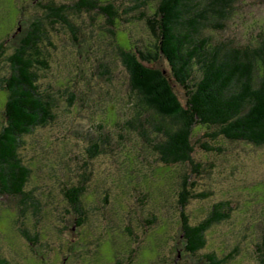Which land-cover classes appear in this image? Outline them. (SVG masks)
Segmentation results:
<instances>
[{
  "label": "rangeland",
  "instance_id": "rangeland-1",
  "mask_svg": "<svg viewBox=\"0 0 264 264\" xmlns=\"http://www.w3.org/2000/svg\"><path fill=\"white\" fill-rule=\"evenodd\" d=\"M76 1L0 0V41H6L8 49L4 58L33 22L43 23L52 46L48 48L50 67L40 74V87L55 99L57 116L50 126L22 139L19 153L31 170L25 190L34 203L21 205L0 196V253L8 264H127L136 248L134 264H165L164 258L169 264L175 260L206 264L182 252L177 257L182 249L178 194L182 177L192 168L189 164L165 168L152 148L151 124H145V135L138 128L142 122L136 97L110 33L118 29V35L120 30L126 32L142 46L154 44L144 22L124 20L134 13L149 14L146 7L131 8L155 0H105L113 2L123 18L113 19V28L108 14L97 11H69L72 28L46 22V4L70 6ZM225 25L224 32L212 35L214 39L253 43L264 32V0H240ZM124 33L118 41L127 45ZM160 65L166 69V64ZM7 71L5 60H0V79ZM174 88L182 97L177 84ZM4 96L0 90V130ZM211 145L222 147L223 153L199 149L194 155L201 165L200 176L194 178L196 191L211 196L192 201L185 212L195 224L216 202L229 200L232 217L207 235L206 251L221 255L238 248L229 264H258L254 246L264 237V146L225 140ZM89 150L97 153L91 157ZM80 186L85 188L80 196L84 216L66 195L67 189ZM20 210L22 216L17 215ZM81 218L84 223L78 227ZM152 218H156L154 225L144 233ZM19 227L38 234L35 250L20 235ZM148 233L142 248L135 245L132 235L144 238Z\"/></svg>",
  "mask_w": 264,
  "mask_h": 264
},
{
  "label": "trees",
  "instance_id": "trees-1",
  "mask_svg": "<svg viewBox=\"0 0 264 264\" xmlns=\"http://www.w3.org/2000/svg\"><path fill=\"white\" fill-rule=\"evenodd\" d=\"M239 1L155 0L150 5L142 1L131 9L146 7L149 14L146 11L134 13L124 21L144 22L154 37L151 46H142L133 36L120 30L129 39L127 45H122L118 41V29L110 32L120 49L130 89L136 97L137 116L142 122L138 128L145 135V124H151L155 133L152 148L165 168L180 164H189L192 168L190 174L182 177L178 194L182 249L177 250V257L182 256V252L206 264H229L239 249L221 255L213 250L206 251L207 235L232 217L233 207L229 200L216 202L195 224L185 212L192 201L211 196V193L196 191L198 180L194 178L201 174V165L194 157L196 150L221 154L222 147L211 145L217 140L264 146V32L247 44L235 38L212 37L224 32L225 22ZM44 10L50 26L60 23L67 28L73 27L67 16L69 11L73 14L107 13L112 28L113 19H123L116 5L105 0H77L70 6L49 2ZM41 23L33 22L32 28L22 32L6 58V41H0V60H5L8 66L7 76L0 79V90L5 95L4 122L0 130V196L18 200L19 204L34 203L25 190L31 170L19 153L22 139L57 119L55 99L40 87V74L50 67L48 48L52 46ZM160 62L166 64V69ZM175 84L181 89L182 97L175 90ZM89 152L91 157L97 153ZM84 190V186H80L66 191L70 205L80 216H84L80 197ZM22 213L20 210L17 215L22 216ZM155 220L146 222L144 233ZM83 223L81 218L77 226ZM19 233L30 249L35 250L38 234H31L22 227ZM148 235L144 238L132 235V239L142 248ZM254 247L258 264H264V237ZM135 250L127 264L135 263ZM162 261L169 264L165 258ZM0 264H8L1 253Z\"/></svg>",
  "mask_w": 264,
  "mask_h": 264
}]
</instances>
